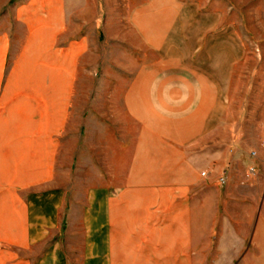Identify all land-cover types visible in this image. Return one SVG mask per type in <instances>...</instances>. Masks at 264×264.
<instances>
[{"label":"crops","instance_id":"0c3cea01","mask_svg":"<svg viewBox=\"0 0 264 264\" xmlns=\"http://www.w3.org/2000/svg\"><path fill=\"white\" fill-rule=\"evenodd\" d=\"M229 1L128 0L140 134L125 187L96 191L69 249L54 167L99 19L89 0H17L18 38L0 35V264H264V98H235L237 79L264 85V33L243 40Z\"/></svg>","mask_w":264,"mask_h":264},{"label":"rangeland","instance_id":"374dc122","mask_svg":"<svg viewBox=\"0 0 264 264\" xmlns=\"http://www.w3.org/2000/svg\"><path fill=\"white\" fill-rule=\"evenodd\" d=\"M16 2L0 0V35L14 31L17 39L19 33L12 15ZM229 2L236 31L243 40L250 38L249 32L264 33V20L257 10L263 0ZM88 4L90 16H98L99 24L96 29L89 25L90 54L78 69L69 118L58 138L53 176L63 202L60 225L52 234L69 249L80 247L82 215L87 206L95 209L96 191L125 187L132 151L130 141L140 134L124 100L130 82L125 42L129 34L128 0H89ZM75 23L74 19L72 25ZM248 51H253L249 56L258 54L254 49ZM254 84L252 80H236L238 103H262L264 85ZM252 114L255 119L261 113ZM253 125L245 126L250 139L256 134ZM252 147L255 152L256 146Z\"/></svg>","mask_w":264,"mask_h":264},{"label":"built area","instance_id":"2783aa9c","mask_svg":"<svg viewBox=\"0 0 264 264\" xmlns=\"http://www.w3.org/2000/svg\"><path fill=\"white\" fill-rule=\"evenodd\" d=\"M203 175V174H202ZM218 182L221 186H224L227 183V175L226 172L223 171L218 179Z\"/></svg>","mask_w":264,"mask_h":264}]
</instances>
